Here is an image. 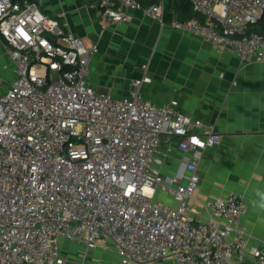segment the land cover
<instances>
[{"label": "built area", "instance_id": "built-area-1", "mask_svg": "<svg viewBox=\"0 0 264 264\" xmlns=\"http://www.w3.org/2000/svg\"><path fill=\"white\" fill-rule=\"evenodd\" d=\"M152 1V0H145ZM197 16L171 27L243 64L264 63V0H187ZM112 26L144 11L164 24L165 0L90 3ZM0 264H66L61 241L108 249L119 264H264L250 246L243 195H197L202 152L217 146L216 126L174 103L141 98L149 66L122 98L90 84L98 43L85 44L33 0H0ZM4 89V90H3ZM164 135L190 155L185 181L163 176ZM159 191L176 205L155 200Z\"/></svg>", "mask_w": 264, "mask_h": 264}, {"label": "crops", "instance_id": "crops-1", "mask_svg": "<svg viewBox=\"0 0 264 264\" xmlns=\"http://www.w3.org/2000/svg\"><path fill=\"white\" fill-rule=\"evenodd\" d=\"M33 1L85 44L98 43L90 75V84L97 92L114 98L126 96L144 72L143 66L148 65L152 79L143 84L142 99L160 106L170 101L182 113L216 126L221 141L202 152L197 195L201 202L211 195H243L249 210L242 222L249 231L250 246H264V63L243 64L234 51L219 52L202 39L172 28L173 19L184 20L175 7L170 9L171 20L164 24L147 12L136 11L131 23L110 26L90 8L97 0ZM193 12L204 20L202 14ZM134 33L144 38L135 42L129 36L122 37ZM109 46L115 57H127L134 64L124 66L122 60L112 63L114 59L105 54ZM141 60L145 62L140 64ZM4 61L0 38V63ZM159 156L166 159L160 168L163 176L185 181L191 156L179 150L177 138L164 135ZM155 198L176 205L164 192L159 191ZM106 243L107 250L87 251L84 244L62 240L61 248L66 264H119L121 258L113 242ZM158 264L177 263L166 259Z\"/></svg>", "mask_w": 264, "mask_h": 264}, {"label": "trees", "instance_id": "trees-1", "mask_svg": "<svg viewBox=\"0 0 264 264\" xmlns=\"http://www.w3.org/2000/svg\"><path fill=\"white\" fill-rule=\"evenodd\" d=\"M158 3V0L152 1H145L143 0V7L150 8L151 6ZM175 7V11L179 14V17L182 19H189L193 16V7L187 0H169L167 1V8L165 12L164 21H170L171 15L170 9ZM254 30L257 32L263 33L264 32V18L258 22L257 25L253 27Z\"/></svg>", "mask_w": 264, "mask_h": 264}, {"label": "rangeland", "instance_id": "rangeland-1", "mask_svg": "<svg viewBox=\"0 0 264 264\" xmlns=\"http://www.w3.org/2000/svg\"><path fill=\"white\" fill-rule=\"evenodd\" d=\"M112 33V32H111ZM129 36V37H128ZM122 37H124L125 39L128 37V39H130V40H135V42H138V41H140V40H142L144 37H142V36H140L139 35V33H134V34H129V35H123L122 34ZM114 39H115V37H114ZM126 41V40H125ZM126 42H128V41H126ZM106 49V48H105ZM112 49H113V47L112 46H109V47H107V49L105 50V54L106 55H110L111 57V60H113L114 59V62H112V63H114V64H116L117 62H119V60H122L123 61V63H124V66L126 65V63L128 64H134V61H132V60H128L127 59V57L126 58H124V59H122V58H117V57H115V55L112 53ZM107 52H109V53H107ZM100 55V54H99ZM169 56H170V54H169ZM163 60H164V58H163ZM138 62H140V64H142V63H144L145 61L144 60H141V61H138ZM102 67V66H101ZM107 71V70H106ZM121 77H123V78H126L127 79V75L124 73H121ZM125 83H127L128 81L126 80V81H124ZM4 90V89H3ZM168 103H172V102H170V101H168Z\"/></svg>", "mask_w": 264, "mask_h": 264}, {"label": "bare ground", "instance_id": "bare-ground-1", "mask_svg": "<svg viewBox=\"0 0 264 264\" xmlns=\"http://www.w3.org/2000/svg\"><path fill=\"white\" fill-rule=\"evenodd\" d=\"M148 9V8H147ZM164 23H165V21H164Z\"/></svg>", "mask_w": 264, "mask_h": 264}]
</instances>
